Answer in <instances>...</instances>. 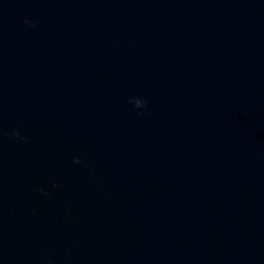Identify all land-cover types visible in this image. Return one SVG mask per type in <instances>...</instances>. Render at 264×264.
Returning a JSON list of instances; mask_svg holds the SVG:
<instances>
[{
    "label": "water",
    "instance_id": "water-1",
    "mask_svg": "<svg viewBox=\"0 0 264 264\" xmlns=\"http://www.w3.org/2000/svg\"><path fill=\"white\" fill-rule=\"evenodd\" d=\"M0 264H264V0H0Z\"/></svg>",
    "mask_w": 264,
    "mask_h": 264
},
{
    "label": "clouds",
    "instance_id": "clouds-1",
    "mask_svg": "<svg viewBox=\"0 0 264 264\" xmlns=\"http://www.w3.org/2000/svg\"><path fill=\"white\" fill-rule=\"evenodd\" d=\"M26 23H27V21H26Z\"/></svg>",
    "mask_w": 264,
    "mask_h": 264
}]
</instances>
